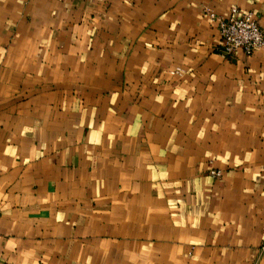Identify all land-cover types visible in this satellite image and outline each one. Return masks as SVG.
<instances>
[{"label": "crops", "instance_id": "1", "mask_svg": "<svg viewBox=\"0 0 264 264\" xmlns=\"http://www.w3.org/2000/svg\"><path fill=\"white\" fill-rule=\"evenodd\" d=\"M235 6L264 29V0H0V264H264V48L209 16Z\"/></svg>", "mask_w": 264, "mask_h": 264}, {"label": "built area", "instance_id": "2", "mask_svg": "<svg viewBox=\"0 0 264 264\" xmlns=\"http://www.w3.org/2000/svg\"><path fill=\"white\" fill-rule=\"evenodd\" d=\"M209 16L217 23L221 49L226 55L235 54L238 50L250 54L264 48V29L251 11L241 12L235 6L228 15L210 11ZM211 174L221 176L222 171L212 170Z\"/></svg>", "mask_w": 264, "mask_h": 264}, {"label": "rangeland", "instance_id": "3", "mask_svg": "<svg viewBox=\"0 0 264 264\" xmlns=\"http://www.w3.org/2000/svg\"><path fill=\"white\" fill-rule=\"evenodd\" d=\"M220 47H221V45H220ZM212 170H218V169H211V170L209 171V175H211L213 179H217V178H221V177H222L223 172H222L221 176H216V177H214V176L211 174V171H212ZM259 248L261 249V251L264 252V240L260 243V247H259Z\"/></svg>", "mask_w": 264, "mask_h": 264}]
</instances>
